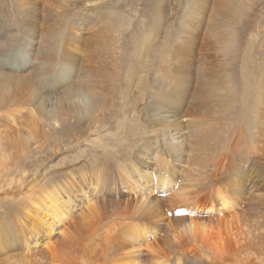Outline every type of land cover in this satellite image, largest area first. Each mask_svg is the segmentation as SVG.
<instances>
[{
    "label": "bare ground",
    "instance_id": "obj_1",
    "mask_svg": "<svg viewBox=\"0 0 264 264\" xmlns=\"http://www.w3.org/2000/svg\"><path fill=\"white\" fill-rule=\"evenodd\" d=\"M71 1L14 0L28 30L17 47L8 38L0 39V103L22 106L32 87L35 94L45 97L51 89L44 86L59 69L68 75L79 72L81 84H75L74 97L92 119L101 113L108 83L107 45L101 30L80 28L61 42L49 31L51 17L63 13L64 5ZM239 1L192 0L176 19L178 32H174V24L167 27V51L162 60L171 61L172 70L159 68L158 101L145 106L144 116L151 118L158 110L159 118L175 125L170 119H178L182 109L186 122L178 123L174 132L156 133L154 143L147 142L152 155L157 153L153 165L158 168L149 172L150 168L142 166L139 177H134L131 166L138 159L130 152L113 161L92 162L79 182L68 180L60 170L34 176L26 185L27 192L17 193V199L8 201L0 213L5 241L20 239L17 243L25 250L5 264H247L251 258L264 256V150L254 151L250 141L243 140L247 148L243 162L248 167L233 159L230 169L224 160H215L223 136L218 121L203 120L211 116L212 91H205L211 85L201 86L197 79L208 75L211 48L205 51V46L219 48L228 58L238 56L242 20L250 10L249 3L243 6ZM5 2L0 0V25ZM95 6V2L87 4L86 12L94 14ZM227 9L241 11L239 18L230 20L224 12ZM16 61L19 65L24 61V66L13 67ZM225 89V100L230 102L232 90ZM194 95L198 102L192 106ZM62 115V110L52 111L39 124L59 127ZM149 128L153 130V121ZM18 149L23 150L24 145ZM191 175L198 183L189 179ZM94 179L100 189L86 200L88 181ZM13 180L20 182L21 176H13ZM125 184L138 193L124 191ZM231 205L236 206L234 215L227 213ZM236 222L245 229L239 244L233 240ZM230 240L235 246L228 245ZM0 245H5L1 237Z\"/></svg>",
    "mask_w": 264,
    "mask_h": 264
},
{
    "label": "rangeland",
    "instance_id": "obj_2",
    "mask_svg": "<svg viewBox=\"0 0 264 264\" xmlns=\"http://www.w3.org/2000/svg\"><path fill=\"white\" fill-rule=\"evenodd\" d=\"M5 1L0 39L4 41L8 38L11 46L17 47L27 37L28 28L17 14L19 10L14 0ZM91 2L96 4L92 15L85 9ZM188 3L191 4L192 0H72L64 5L63 13L54 12L49 31L59 42L62 38L74 36L80 28L94 27L101 30L102 39L107 45L106 103L101 113L92 119L74 97L75 84H81L79 72L68 75L59 69L44 86L51 89L45 97L35 94V87H32L24 105L0 103V213L8 201L17 199V193L27 192L26 185L39 173L49 176V172L60 170L68 180L75 178V182H79L83 178L81 174L89 170L92 162L113 161L130 152H134L138 159L131 166L134 177H139L137 173L142 166L150 168L149 172L158 168L153 165L157 163V153L152 155V146L147 142L158 132H174L178 123L186 122V118L183 119L184 110L180 109L178 119H170L176 121L172 125L170 121L158 117V110L151 114L152 119L146 118L144 108L158 101L162 86L159 68L165 67V72L172 70L171 61L167 64L162 60L167 51V27L174 24V32H178L176 25L179 23L176 19L185 13L183 10L188 9ZM239 3H249L250 10H246L242 20L238 56L235 59L228 58L219 48L205 46V51L211 48L207 59L208 75L206 78L197 76L201 86L211 85L205 91H212L211 116L203 120L218 121L223 136L222 148L215 160H224L230 169L234 168L233 159L236 164H244L247 148L243 140L250 141L254 151L262 153L264 150V124H261L264 121V0H240ZM100 8L104 10L100 12ZM237 11L234 13L227 9L224 12L230 20H235L241 13ZM36 28L41 29L40 24ZM171 59L169 57L168 60ZM16 62L13 67L24 66V61L20 65ZM226 86L232 90L229 93L230 102L225 100ZM189 91L193 93L192 89ZM196 99L194 95L192 106L197 104ZM55 110H62L61 126L39 124ZM199 119H202L201 113ZM152 121L151 131L149 124ZM58 129L63 131L60 133ZM36 132L40 134L36 135ZM20 145H24L23 150L18 149ZM148 163L152 164L151 167H147ZM80 165L83 167L79 168ZM244 167L248 166L244 164ZM262 174L263 179V171ZM12 175L21 176V181L14 182ZM192 178L194 183H198L197 177L191 175L189 179ZM88 187L90 193H87L86 200L93 191L100 189V185L94 179L88 181ZM123 190L129 194L138 193L129 184H125ZM235 208V205H231L227 213L234 215ZM187 213L186 216H189L190 212ZM203 214L201 217L205 216ZM236 226L233 240L239 244L245 229L237 222ZM4 227L1 225L0 230V237L5 244L0 245V264H5L7 260L15 261L18 254L25 252L17 243L20 239L12 238L10 243L5 241L7 236L3 234ZM233 240H230L229 246H235ZM221 255L226 259L229 257L227 254ZM229 260L232 261L230 257ZM247 264H264V256L251 258Z\"/></svg>",
    "mask_w": 264,
    "mask_h": 264
}]
</instances>
